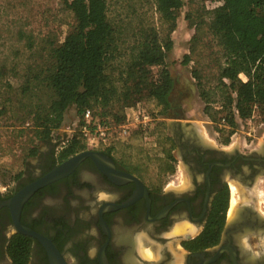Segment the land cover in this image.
I'll use <instances>...</instances> for the list:
<instances>
[{"label":"flooded vegetation","instance_id":"flooded-vegetation-1","mask_svg":"<svg viewBox=\"0 0 264 264\" xmlns=\"http://www.w3.org/2000/svg\"><path fill=\"white\" fill-rule=\"evenodd\" d=\"M167 135L173 171L147 180L100 147L94 151L111 157L114 165L100 166L86 157L71 173L29 196L20 224L51 241L67 264H264V250L251 245L253 238L264 240L257 194L264 188V143L247 150L216 143L179 117L167 123ZM42 141L45 148L37 146V154L30 156L36 162L14 185L0 187V264H16L15 238L30 244L28 264H52L45 244L19 231L12 208L2 204L68 159L60 160L66 141ZM167 177L174 179L167 183ZM242 191L249 198L232 217L233 194ZM260 203L264 207V199ZM181 227L185 231L176 233Z\"/></svg>","mask_w":264,"mask_h":264},{"label":"trees","instance_id":"trees-1","mask_svg":"<svg viewBox=\"0 0 264 264\" xmlns=\"http://www.w3.org/2000/svg\"><path fill=\"white\" fill-rule=\"evenodd\" d=\"M65 1L74 17L65 40L60 45L49 43L35 49L34 41L29 38L30 59L19 74L22 91L36 97L34 105H23L24 119L34 114L37 120H42L37 125L36 136L51 139L71 106L77 108L81 118L88 108L99 107L97 114L107 123H112L109 115L116 105L130 108L154 101L166 112L171 107L174 88V78L167 65L168 53L173 48L171 31L176 27L179 11L186 5L185 0H153L156 11L169 25L164 37L142 16L136 26L130 20L117 21L110 0ZM217 1L212 10L201 8V20L193 19V11L187 19L200 31L207 22L204 16H209V31L221 47L224 60L218 64L216 82L206 79L198 67L192 73L205 102V113L214 122L225 120L232 134L239 120H248L256 109L264 113V0ZM198 38L196 34L193 41ZM190 62L191 54H186L185 64ZM156 66L160 67L157 72ZM6 69L5 65L0 67V78ZM241 74L247 79H242ZM5 83L14 88L11 80ZM9 101L7 98L1 102L2 109H6L5 103ZM151 112L157 116L158 112ZM77 131L61 151L60 160L85 149L79 125ZM229 139L230 136L225 142ZM37 152L38 147L33 146L29 154L33 156ZM164 152L166 157L157 171L160 176L174 170L172 151L169 148ZM138 172L142 174L141 170ZM11 253L16 264H28L30 244L15 238Z\"/></svg>","mask_w":264,"mask_h":264},{"label":"rangeland","instance_id":"rangeland-1","mask_svg":"<svg viewBox=\"0 0 264 264\" xmlns=\"http://www.w3.org/2000/svg\"><path fill=\"white\" fill-rule=\"evenodd\" d=\"M185 2L186 5L179 11L176 27L171 31L173 48L169 51L167 59V65L174 78V88L170 95L171 107L163 112L162 106L156 102L145 101L142 104L148 110L158 112L157 120L147 128H135L143 131L134 130L129 138L115 139L110 147H103L111 149L117 160L132 165L136 171L141 170L147 180L156 175L164 158V151L171 147L167 138V123H173V119L177 117L191 120L206 138L216 143L239 148L246 146L245 150L258 143H264V113L260 109H256L248 120H239L232 134H230L232 128L225 120L214 122L205 113V102L199 95L192 70L198 67L203 70L206 79H210L212 83L216 82L218 64L224 59L221 47L209 31V16H204L207 22L202 24L199 31L192 25L191 19H187V15L193 11V19L201 20L199 16L201 8L205 6L206 9L212 10L218 1L185 0ZM110 3L112 15L117 21L124 23L130 20L136 26L142 16L147 24L158 29L162 37L168 33L169 25L156 11L153 0H110ZM73 24L74 17L65 0H0V67L5 65L7 68V72L0 78V187L14 185L27 166L36 162V158L30 157L32 155L29 154L33 146L45 148L46 145L36 136L37 125L42 120H37L34 114L27 119L23 117L25 116L23 105H34L36 100L30 92H24L20 87L22 77L19 74L30 59L31 50L27 47L29 38L34 41L35 49L49 43L60 45ZM196 34L199 38L193 41ZM186 54H191L189 64H185ZM159 69V66L154 67L156 72ZM240 76L244 80L247 79L245 74ZM9 80L14 85L12 89L5 83ZM7 98L10 101L5 103L6 109H2L1 102ZM128 108L116 105L109 115L112 123L115 125L123 123L122 118ZM94 110L98 113L101 109L94 107ZM116 118L120 120L117 121ZM80 119L77 108L71 106L65 114L62 126L53 131L49 140L58 141L60 145H64V141L68 144L78 132L77 123ZM229 136V141L225 142ZM84 148L83 151L88 150L85 145ZM179 173L182 175L181 169ZM164 179L168 183L174 178ZM181 180L185 179L182 177ZM263 190L264 188L260 186L257 194L258 208L264 210L260 203V200L264 199L260 196ZM248 198L243 191L238 195L233 194L231 207L233 204L238 206ZM251 245L254 251L264 250L263 238H253ZM171 247L176 252L175 242L171 243ZM147 253L148 256L154 255L151 250H147Z\"/></svg>","mask_w":264,"mask_h":264},{"label":"built area","instance_id":"built-area-1","mask_svg":"<svg viewBox=\"0 0 264 264\" xmlns=\"http://www.w3.org/2000/svg\"><path fill=\"white\" fill-rule=\"evenodd\" d=\"M157 120V117L144 104L128 108L124 122L115 125L107 123L95 112L88 108L77 123L81 132L82 142L88 150L100 147H110L115 139H127L135 128H147Z\"/></svg>","mask_w":264,"mask_h":264},{"label":"water","instance_id":"water-1","mask_svg":"<svg viewBox=\"0 0 264 264\" xmlns=\"http://www.w3.org/2000/svg\"><path fill=\"white\" fill-rule=\"evenodd\" d=\"M88 156L93 157L100 166L103 165L104 163H109L111 165L115 164L114 161L111 159V157L105 154H102L98 151L85 150V151L79 152L71 156L67 160H65L63 163L56 166L52 171L44 175L38 181L34 182L33 184L25 187L24 189L16 193L9 201L2 203L3 205H8L12 208L13 214H14V217L17 223V228L19 231L25 234L38 237L45 244V246L48 249L52 264H67V263L64 257L62 256V254L60 253V251L53 245L51 241L39 235L31 228L25 227L20 224V221H19L20 213H21L24 203L29 198V196L32 195V193H34L36 189L68 175L74 169H76V167ZM128 177L130 179L136 180L143 190L146 189L145 185L139 178L133 175H130ZM137 196L139 195L137 194L133 199H135Z\"/></svg>","mask_w":264,"mask_h":264},{"label":"bare ground","instance_id":"bare-ground-1","mask_svg":"<svg viewBox=\"0 0 264 264\" xmlns=\"http://www.w3.org/2000/svg\"><path fill=\"white\" fill-rule=\"evenodd\" d=\"M235 187H236V186H235ZM236 208H237V206H236L235 204H233V206H232L231 209H230V216H232V217L234 216V212H235ZM185 229H186V227L177 228V229L175 230V232H176V233L184 232ZM151 251H152V250H151Z\"/></svg>","mask_w":264,"mask_h":264}]
</instances>
